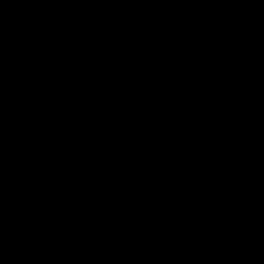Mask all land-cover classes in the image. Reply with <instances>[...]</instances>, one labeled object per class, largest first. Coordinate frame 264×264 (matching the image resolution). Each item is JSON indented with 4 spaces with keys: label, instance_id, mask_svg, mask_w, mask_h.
Returning a JSON list of instances; mask_svg holds the SVG:
<instances>
[{
    "label": "water",
    "instance_id": "obj_1",
    "mask_svg": "<svg viewBox=\"0 0 264 264\" xmlns=\"http://www.w3.org/2000/svg\"><path fill=\"white\" fill-rule=\"evenodd\" d=\"M0 264H264V0H0Z\"/></svg>",
    "mask_w": 264,
    "mask_h": 264
}]
</instances>
